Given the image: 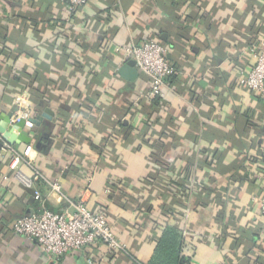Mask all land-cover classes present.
I'll return each mask as SVG.
<instances>
[{"label": "crops", "instance_id": "obj_1", "mask_svg": "<svg viewBox=\"0 0 264 264\" xmlns=\"http://www.w3.org/2000/svg\"><path fill=\"white\" fill-rule=\"evenodd\" d=\"M170 3L91 0L69 15L64 0H0V117L26 119L31 142L12 147L20 155L31 147L18 170L32 181L18 182L10 156L0 155V264H148L166 226L181 232L191 264H264V93L239 83L253 63L250 47L264 43V0ZM149 39L167 47L176 79L143 127L148 80L127 81L118 70L127 45ZM120 120L134 130L126 135ZM151 155L167 171L159 174ZM173 183L187 194L176 185L171 194ZM35 192L48 210L71 211L81 200L102 212L125 251L99 244L53 262L10 229L39 211Z\"/></svg>", "mask_w": 264, "mask_h": 264}, {"label": "built area", "instance_id": "obj_2", "mask_svg": "<svg viewBox=\"0 0 264 264\" xmlns=\"http://www.w3.org/2000/svg\"><path fill=\"white\" fill-rule=\"evenodd\" d=\"M69 15H74L91 0H64ZM252 64L239 83L253 94L264 93V43L254 44L249 49ZM167 47L159 41L149 39L141 43H130L124 50L125 61L133 60L139 75L148 80L149 99H164L163 89L167 87L166 79L174 74V69L167 59ZM27 124V123H26ZM25 124V126H26ZM0 155L10 156L9 168L15 179L30 188L32 181L20 170V160L29 163L27 157L31 147L26 146L22 155L14 147L2 145ZM38 176V175H37ZM51 189L61 194V184L53 182ZM40 203L39 211L16 218L11 223L13 234L25 237L38 245L53 262L79 250L103 245L109 253L125 251L107 217L100 211H92L83 201L71 204V211L52 212L45 208V202L38 192L34 194ZM259 212L264 220V194L259 200Z\"/></svg>", "mask_w": 264, "mask_h": 264}, {"label": "trees", "instance_id": "obj_3", "mask_svg": "<svg viewBox=\"0 0 264 264\" xmlns=\"http://www.w3.org/2000/svg\"><path fill=\"white\" fill-rule=\"evenodd\" d=\"M170 5L176 6V0H171ZM183 30H185V26L180 28V31L182 32ZM180 36V32L178 33ZM251 44V43H250ZM173 46V45H172ZM170 66L174 69V74H172L171 76H169L165 81L169 86H173L174 85V81L176 79V65L171 62L170 60H168ZM26 79H32V77L30 75H26L25 76ZM22 77L21 75L17 78V81L25 78ZM30 83H27L29 85L28 88H30V90L32 89V85L34 83H32V81H29ZM34 82V81H33ZM38 92V89H34V93ZM34 93H33V100L34 98ZM38 98V97H37ZM39 102V101H37ZM163 105V100L159 97H153L150 99L149 101V105H148V112L146 114H144V116L146 117V119L143 121V127L148 126L149 123V117L152 114H157L158 112H160L161 107ZM147 107V106H146ZM154 123V122H153ZM120 126V128L122 129V131H124V133L126 135H128V132L133 131L134 129L131 128V126L129 125L128 121H123L120 120L118 122V124ZM264 131V130H263ZM161 147L160 143L158 141L154 142L152 144V149H157L159 151V148ZM153 155L155 156V154L153 153ZM151 155V158H154L153 161L156 162V167L159 169L158 173H162V171H167V166L166 169H164L165 164L162 163L161 161H157V159ZM259 156H261V160L260 162H258L259 164H263L264 165V153L262 151L259 152ZM256 158H250V159H244L243 165L244 167L247 169V163H256ZM204 165L208 166L209 163L204 162ZM155 166V165H154ZM245 170V169H244ZM259 172L264 174V168L262 167H258L257 169ZM170 171V170H169ZM188 171V170H187ZM157 173V172H156ZM189 174V171L187 172ZM187 176H186V180H187ZM152 179V178H149ZM155 179L157 180H161V175L157 177H155ZM232 181H239V182H243L244 178H241L240 176L235 177L233 176ZM246 179V178H245ZM145 180V179H144ZM154 180V179H152ZM183 181V179H182ZM184 182V181H183ZM171 186L168 187L169 191L171 192V194H173V188L172 186H175L176 184H170ZM178 188L181 189L182 195L181 198L183 197V195H186L187 193H184L187 189L184 188V186H180V185H176ZM108 188L115 190L117 188V186H115L114 184L108 185ZM177 193V192H176ZM209 191H207V193L205 194V199H203V201H201L202 206H206L210 201V197H209ZM172 196V195H171ZM175 196V195H174ZM174 203L177 202L176 196L172 197ZM198 202V199H197ZM173 203V202H172ZM164 207V206H163ZM166 208V207H165ZM164 208V212L166 214L172 213L171 209H165ZM52 212H58L56 210H52L49 209ZM168 212V213H167ZM182 242H183V238L181 235V232L179 230H177L174 227H170V226H166L164 228V230L162 231L160 237L156 240V244H155V248L152 254L151 259L149 260L148 264H191V260L189 257H186L182 254Z\"/></svg>", "mask_w": 264, "mask_h": 264}, {"label": "water", "instance_id": "obj_4", "mask_svg": "<svg viewBox=\"0 0 264 264\" xmlns=\"http://www.w3.org/2000/svg\"><path fill=\"white\" fill-rule=\"evenodd\" d=\"M168 59V57H167ZM120 77L127 81H135L139 78V72L135 68V62L133 60L126 61L118 70ZM0 137L1 140L9 146L17 145H29L31 138L29 134L24 130L26 119H20L16 123H12L9 116L5 118L0 117ZM4 121L5 124L2 123ZM42 121L41 116H36L32 119L35 126H39Z\"/></svg>", "mask_w": 264, "mask_h": 264}]
</instances>
